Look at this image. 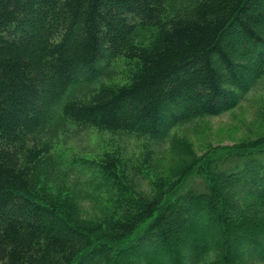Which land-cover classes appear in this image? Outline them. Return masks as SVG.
<instances>
[{"label": "trees", "instance_id": "16d2710c", "mask_svg": "<svg viewBox=\"0 0 264 264\" xmlns=\"http://www.w3.org/2000/svg\"><path fill=\"white\" fill-rule=\"evenodd\" d=\"M262 83L264 0H0V264H264V137L157 172L174 128ZM93 131L116 145L85 161L88 218L49 188L53 140Z\"/></svg>", "mask_w": 264, "mask_h": 264}, {"label": "rangeland", "instance_id": "374dc122", "mask_svg": "<svg viewBox=\"0 0 264 264\" xmlns=\"http://www.w3.org/2000/svg\"><path fill=\"white\" fill-rule=\"evenodd\" d=\"M121 76L107 80L106 84L120 86ZM264 137V83L250 91L247 99L234 109L218 116L205 117L193 123L174 128L157 156V172L168 181L178 179L197 157L218 146L258 141ZM53 159L55 173L51 176L49 191L52 195L62 190L70 196L76 209L88 218L100 214L108 206L103 179L97 170L86 167L85 161L101 158L115 148L116 142L109 135L96 132L80 133L74 138H55ZM126 155H138L142 144L130 142ZM126 152V151H125ZM156 174V173H155ZM151 178L153 175H150ZM197 181L196 183H198ZM69 193V194H67ZM235 250H241L236 244ZM242 264H255L242 261Z\"/></svg>", "mask_w": 264, "mask_h": 264}]
</instances>
